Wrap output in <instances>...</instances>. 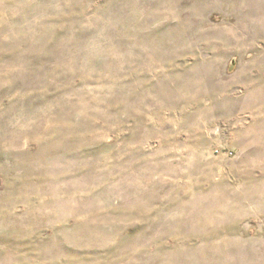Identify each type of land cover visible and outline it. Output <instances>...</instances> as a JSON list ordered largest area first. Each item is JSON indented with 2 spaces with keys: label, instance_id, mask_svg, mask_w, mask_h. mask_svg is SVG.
Here are the masks:
<instances>
[{
  "label": "rangeland",
  "instance_id": "obj_1",
  "mask_svg": "<svg viewBox=\"0 0 264 264\" xmlns=\"http://www.w3.org/2000/svg\"><path fill=\"white\" fill-rule=\"evenodd\" d=\"M0 264H264V0H0Z\"/></svg>",
  "mask_w": 264,
  "mask_h": 264
},
{
  "label": "built area",
  "instance_id": "obj_2",
  "mask_svg": "<svg viewBox=\"0 0 264 264\" xmlns=\"http://www.w3.org/2000/svg\"><path fill=\"white\" fill-rule=\"evenodd\" d=\"M223 152L225 153V151H224L223 149H220V148H217V149H216V153H217V154H220V153H223ZM226 154H227V155H232L233 152H232V151H227Z\"/></svg>",
  "mask_w": 264,
  "mask_h": 264
}]
</instances>
